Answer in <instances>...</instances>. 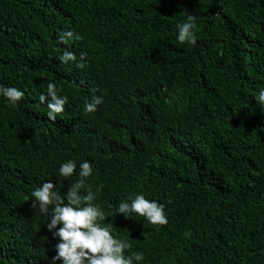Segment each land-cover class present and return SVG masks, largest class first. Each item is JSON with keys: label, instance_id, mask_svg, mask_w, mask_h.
Returning a JSON list of instances; mask_svg holds the SVG:
<instances>
[{"label": "trees", "instance_id": "1", "mask_svg": "<svg viewBox=\"0 0 264 264\" xmlns=\"http://www.w3.org/2000/svg\"><path fill=\"white\" fill-rule=\"evenodd\" d=\"M186 13L195 46L176 39ZM48 83L68 98L55 120ZM0 85L24 93L0 96V264H52L31 192L63 197L69 159L92 163L101 224L141 264H264V0H0ZM141 193L166 225L117 214Z\"/></svg>", "mask_w": 264, "mask_h": 264}, {"label": "clouds", "instance_id": "2", "mask_svg": "<svg viewBox=\"0 0 264 264\" xmlns=\"http://www.w3.org/2000/svg\"><path fill=\"white\" fill-rule=\"evenodd\" d=\"M186 17L185 21L177 25L176 39L181 44L195 46L196 17L187 13ZM73 35L72 31H68L61 36V41L66 42L65 38H72ZM75 39L79 40L80 37L77 35ZM75 59L71 52H65L61 57L66 64ZM78 66L84 65L80 63ZM0 96L15 106L22 100L24 93L18 88L0 85ZM67 99L58 94L54 83H48L47 95L41 94L39 97L42 104L46 103V114L51 120H55L64 111ZM256 99L264 106V87L259 89ZM102 103L103 98L94 95L90 101L85 102L84 111L95 112ZM93 172L90 161L83 160L77 166L75 160L69 159L59 165L58 175L70 179L75 174L77 179L71 183L63 197L55 190L56 185L51 180L43 182L31 192L32 207H38L41 214L49 217L46 227L52 232L53 238L59 239L52 264H56V261L61 264H141L144 261L142 252H130L132 245L127 238L116 237L110 226H102L101 222L106 220L105 213L99 203H94L95 193L87 184ZM116 208L117 214L125 218L135 214L145 218L151 225L163 226L168 223L164 204L146 199L142 193L121 201Z\"/></svg>", "mask_w": 264, "mask_h": 264}, {"label": "bare ground", "instance_id": "3", "mask_svg": "<svg viewBox=\"0 0 264 264\" xmlns=\"http://www.w3.org/2000/svg\"><path fill=\"white\" fill-rule=\"evenodd\" d=\"M56 21V20H55ZM178 135V134H177ZM174 137V136H173ZM182 142V141H181ZM165 144V143H164ZM188 145V144H187ZM171 146V145H170ZM161 151V150H160ZM114 213V212H113ZM126 233V232H125Z\"/></svg>", "mask_w": 264, "mask_h": 264}]
</instances>
